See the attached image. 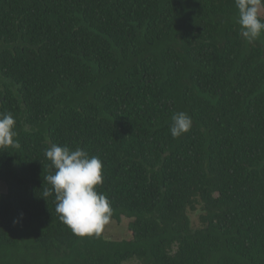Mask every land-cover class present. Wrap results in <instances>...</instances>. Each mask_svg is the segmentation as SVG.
<instances>
[{"label": "trees", "instance_id": "1", "mask_svg": "<svg viewBox=\"0 0 264 264\" xmlns=\"http://www.w3.org/2000/svg\"><path fill=\"white\" fill-rule=\"evenodd\" d=\"M237 17L235 0H0L20 145L0 149V264H264V37ZM180 111L193 127L173 138ZM53 144L102 160L129 237L60 220Z\"/></svg>", "mask_w": 264, "mask_h": 264}, {"label": "clouds", "instance_id": "2", "mask_svg": "<svg viewBox=\"0 0 264 264\" xmlns=\"http://www.w3.org/2000/svg\"><path fill=\"white\" fill-rule=\"evenodd\" d=\"M235 5L240 35L249 43L264 37V0H235ZM171 119L173 138H180L193 127V120L186 112H176ZM16 123L11 113L0 112V149L20 147ZM45 156L55 171L44 176L51 188L45 189L42 196L47 199L55 193V212L75 234L99 236L112 217L108 197L97 191L104 181L102 160L82 148L73 150L55 144L45 150Z\"/></svg>", "mask_w": 264, "mask_h": 264}, {"label": "rangeland", "instance_id": "3", "mask_svg": "<svg viewBox=\"0 0 264 264\" xmlns=\"http://www.w3.org/2000/svg\"><path fill=\"white\" fill-rule=\"evenodd\" d=\"M8 186L5 182L0 181V193L7 192ZM199 211L190 212V217L193 222V226H198L199 224ZM128 222L129 219L123 218L121 222H117L115 220H111L105 229V236L112 239H123L129 237L130 234L128 232ZM126 264H139L137 260L130 261Z\"/></svg>", "mask_w": 264, "mask_h": 264}]
</instances>
